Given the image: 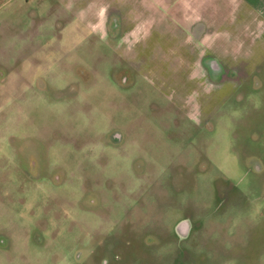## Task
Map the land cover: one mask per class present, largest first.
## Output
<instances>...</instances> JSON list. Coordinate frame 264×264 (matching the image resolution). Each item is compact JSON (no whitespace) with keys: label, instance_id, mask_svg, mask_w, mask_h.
Returning <instances> with one entry per match:
<instances>
[{"label":"rangeland","instance_id":"374dc122","mask_svg":"<svg viewBox=\"0 0 264 264\" xmlns=\"http://www.w3.org/2000/svg\"><path fill=\"white\" fill-rule=\"evenodd\" d=\"M0 264H264V0H0Z\"/></svg>","mask_w":264,"mask_h":264}]
</instances>
